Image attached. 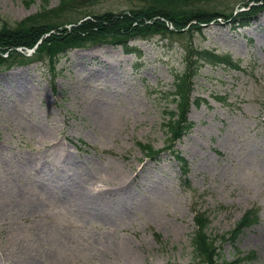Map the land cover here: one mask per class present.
Wrapping results in <instances>:
<instances>
[{
    "label": "rangeland",
    "instance_id": "374dc122",
    "mask_svg": "<svg viewBox=\"0 0 264 264\" xmlns=\"http://www.w3.org/2000/svg\"><path fill=\"white\" fill-rule=\"evenodd\" d=\"M57 1L0 0V26L65 21L53 25L60 31L92 13L150 0H71L60 8ZM243 1L204 8L226 14ZM201 32L200 48L237 67L201 65L178 126L167 132L168 90L187 34L125 36L138 53H124L113 34L88 38L59 51L52 70L34 55L10 59L0 46V264H216L238 251L248 254L240 264H264V10L244 25L220 19ZM53 42L42 47L66 39ZM184 116L190 124L174 137ZM147 145L152 159L144 157ZM93 182L108 213L62 199L74 183L95 197L87 190ZM193 208L209 219L205 253L191 249ZM247 208L257 219L227 238Z\"/></svg>",
    "mask_w": 264,
    "mask_h": 264
},
{
    "label": "trees",
    "instance_id": "16d2710c",
    "mask_svg": "<svg viewBox=\"0 0 264 264\" xmlns=\"http://www.w3.org/2000/svg\"><path fill=\"white\" fill-rule=\"evenodd\" d=\"M70 1L58 0L57 6L60 8ZM211 1L214 0H150L144 7L129 8L126 11L92 13L89 17L82 20L69 22V27H63L60 31L53 25L64 24L65 21L55 24L18 25L13 28L11 26L7 27V24H2L0 26V46H6V52L10 59H13L12 57H20L22 60L18 61H25L28 58L23 59L25 55L17 51L15 47H32L35 45L31 55L37 57L33 58L43 59L41 61L46 60V63L48 62L49 64L48 68L52 70L54 56H57L59 51L68 46L82 45L88 38L93 37L104 41L107 36L113 34L121 38H111L110 40L114 41L117 39L115 41H119V44L122 42L121 47L124 52L136 53L137 49L135 47L125 44V36L148 39L153 37V35H158L160 38H168L170 36L165 35L185 33L188 36L185 44H189V48L186 49L184 48L185 45H180L183 65L181 69L173 71L170 82L171 89L168 90V96L174 101V109L167 115L164 126L166 132L173 131L175 121L181 110V103L187 98L191 77L196 74L198 68L203 64L215 65L220 63L237 67L235 66L237 62H232L226 54H218L211 49L200 48L196 42H193L191 46V39L193 37H197V40L202 38V28L210 22L215 23L220 19H225L231 25L233 23L245 24L257 12L264 10V0H252L251 4L246 0L241 4L242 9H234L225 14L216 7L204 8L205 5L209 7L207 3ZM81 33L83 37H77ZM65 39L66 46H55L53 49L42 47L48 43L56 45L53 41L58 42ZM168 39L170 40V38ZM187 50L193 54V58H188L184 55V51L186 53ZM197 100L198 97L195 96L192 101L197 103ZM189 124L190 122L184 116L174 137L184 132ZM176 126H178L177 121ZM143 152L146 155H151L150 146L143 147ZM173 154L177 161L183 162V158L177 152H173ZM184 169L182 166V172H184ZM252 217V215L249 216L248 214L243 215L235 226L229 230L227 238L233 237L242 226L248 224ZM194 222L195 228L191 235V246L195 252L205 253L207 251L205 247L209 243L208 236L205 233V227L208 223L207 216L203 213H195ZM247 256L248 254L237 255L229 260L217 257L216 264H240ZM215 257L216 254H213L214 259ZM206 259L208 261L209 257Z\"/></svg>",
    "mask_w": 264,
    "mask_h": 264
},
{
    "label": "bare ground",
    "instance_id": "6f19581e",
    "mask_svg": "<svg viewBox=\"0 0 264 264\" xmlns=\"http://www.w3.org/2000/svg\"><path fill=\"white\" fill-rule=\"evenodd\" d=\"M22 78L20 77V80ZM22 82V81H21ZM25 92V88L22 87V92ZM42 166H40L39 168H41ZM38 168V169H39ZM18 179V178H17ZM82 185H79L74 183L71 187H66L64 188V192L62 191L63 189H60V191H62V199L67 201V202H76L79 205H83L84 208H88V206L91 207V205L93 204L95 206L94 210H96L98 213L101 212H106L108 213L109 210L106 209H102L101 205H100V200L101 198H99L97 195H95V197H90V195H87L88 192H82L81 189ZM23 194V193H22ZM25 195V194H24ZM37 206V205H36ZM32 209V208H31ZM100 210V211H99Z\"/></svg>",
    "mask_w": 264,
    "mask_h": 264
}]
</instances>
